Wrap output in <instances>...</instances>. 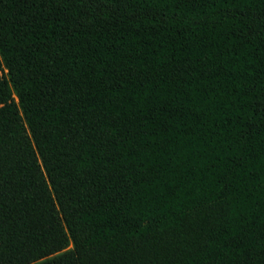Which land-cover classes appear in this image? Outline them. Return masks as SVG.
<instances>
[{
  "label": "trees",
  "instance_id": "16d2710c",
  "mask_svg": "<svg viewBox=\"0 0 264 264\" xmlns=\"http://www.w3.org/2000/svg\"><path fill=\"white\" fill-rule=\"evenodd\" d=\"M0 264H264V0H0Z\"/></svg>",
  "mask_w": 264,
  "mask_h": 264
},
{
  "label": "rangeland",
  "instance_id": "374dc122",
  "mask_svg": "<svg viewBox=\"0 0 264 264\" xmlns=\"http://www.w3.org/2000/svg\"><path fill=\"white\" fill-rule=\"evenodd\" d=\"M4 72H6V71H4Z\"/></svg>",
  "mask_w": 264,
  "mask_h": 264
}]
</instances>
